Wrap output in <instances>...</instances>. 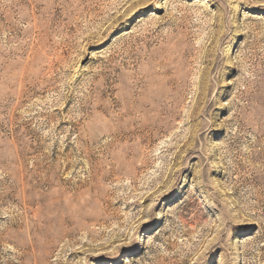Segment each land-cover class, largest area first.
<instances>
[{"label": "rangeland", "instance_id": "obj_1", "mask_svg": "<svg viewBox=\"0 0 264 264\" xmlns=\"http://www.w3.org/2000/svg\"><path fill=\"white\" fill-rule=\"evenodd\" d=\"M0 264H264V0H0Z\"/></svg>", "mask_w": 264, "mask_h": 264}]
</instances>
